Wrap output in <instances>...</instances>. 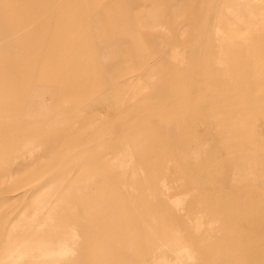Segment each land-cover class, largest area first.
Masks as SVG:
<instances>
[{
  "label": "crops",
  "instance_id": "0c3cea01",
  "mask_svg": "<svg viewBox=\"0 0 264 264\" xmlns=\"http://www.w3.org/2000/svg\"><path fill=\"white\" fill-rule=\"evenodd\" d=\"M48 1H33L38 30ZM98 15L90 39L129 52L102 55L108 87L60 131L16 140L3 193L28 169L45 178L1 216L0 264H264V0H105ZM20 46L0 40V89L64 83L75 65L23 80L6 65ZM51 91H30V112Z\"/></svg>",
  "mask_w": 264,
  "mask_h": 264
},
{
  "label": "rangeland",
  "instance_id": "374dc122",
  "mask_svg": "<svg viewBox=\"0 0 264 264\" xmlns=\"http://www.w3.org/2000/svg\"><path fill=\"white\" fill-rule=\"evenodd\" d=\"M33 1L0 0V16L14 21V23L11 21L4 25L0 24V27L5 26V35H2L0 40L7 48L21 45L22 50L21 57H18L19 61L14 62L13 55L6 57L7 70L12 73L15 69H20L23 80L26 78L25 75L31 74L30 69H36L33 71L35 74L33 76L36 77L46 76L48 73L54 76L56 71H50V67L59 68L61 61L67 62L68 59L73 58L75 64L73 68H70L67 74L58 76L64 78V83H73V85H61L64 84L62 80L45 82V85H40L38 82H18L7 84L6 89H0V92L6 90L5 99H0V176H6V184H9L8 174H2V170L20 157L19 144L16 143L18 137L32 135L38 131L42 138H45L60 131L79 115L81 109L88 105L95 95L108 87L105 83L107 75L100 68L102 55L115 51L129 52V45L123 41L124 38L117 40V43L109 41L97 44L89 37L98 31V14L105 0H49L41 9L38 19L44 20V17L48 16L54 18V21L49 22L42 30L37 29L36 15L31 11ZM212 14L213 11L209 13L205 28L211 23L215 24V20H211ZM57 24H66V28L60 32L61 29L57 28ZM35 29L39 31L37 36ZM46 31L49 32V44L45 42ZM18 52L19 50H14L12 54ZM154 62V59L149 61L151 65ZM39 87L51 89L52 96L46 95L45 101L35 111L32 109L30 112L28 94ZM14 91L23 93L24 96L13 97ZM32 118L37 121H31ZM28 121L33 125L28 124ZM51 121H55L59 129L46 130L44 126ZM27 124L30 125L29 128ZM34 173L36 169H28L22 173L20 182L15 187L23 186V188H19L14 193L4 194V186L0 184L1 197L6 200L0 210V218L5 215L11 220L24 208L32 191L25 195L24 192L27 188L31 189V186L40 179L45 178L42 176L35 180Z\"/></svg>",
  "mask_w": 264,
  "mask_h": 264
},
{
  "label": "bare ground",
  "instance_id": "6f19581e",
  "mask_svg": "<svg viewBox=\"0 0 264 264\" xmlns=\"http://www.w3.org/2000/svg\"><path fill=\"white\" fill-rule=\"evenodd\" d=\"M235 146V145H234ZM240 147V146H239ZM233 148V147H232ZM234 156V155H233ZM245 161V160H244ZM236 164H237V162H236ZM247 164V163H246ZM226 166H229V165H226ZM237 166H239L240 167V164H239V161H238V164H237ZM236 166V167H237ZM224 167V169L226 168L225 166H223ZM231 168V167H230ZM234 168H235V166L233 165V170H234ZM242 168L240 167V169H236L237 171H239V170H241ZM226 170V169H225ZM235 171V170H234ZM169 191V190H168ZM197 208V207H196ZM203 209V208H202ZM197 212V211H196ZM209 212V211H208ZM211 217V216H210ZM204 218H206V217H204ZM188 223L190 224V221H188ZM192 223V222H191ZM193 225V224H192ZM195 226H196V222H195ZM197 227V226H196ZM209 238V237H208ZM207 238V239H208ZM205 239H206V237H205ZM204 239V240H205ZM199 240L201 241V237L199 238ZM48 241V240H47ZM41 242V241H40ZM46 243V242H45ZM66 253V252H65ZM16 258V257H15ZM17 258H19V257H17Z\"/></svg>",
  "mask_w": 264,
  "mask_h": 264
}]
</instances>
